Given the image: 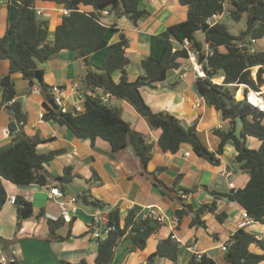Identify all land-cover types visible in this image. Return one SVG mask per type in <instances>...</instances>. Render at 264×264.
Segmentation results:
<instances>
[{
  "label": "crops",
  "instance_id": "1",
  "mask_svg": "<svg viewBox=\"0 0 264 264\" xmlns=\"http://www.w3.org/2000/svg\"><path fill=\"white\" fill-rule=\"evenodd\" d=\"M63 7L55 0L34 2L35 10L46 13L39 18L47 22L48 40L53 39L55 27L62 20L60 9ZM139 8L143 14L136 23L127 16L116 18L106 14L100 18L102 22L108 21L103 23L107 27L104 37L108 45L89 55L88 60L92 65L101 66L110 50L109 44L118 41L120 35L124 34L128 41L126 55L129 58L126 75L128 80H135L143 72L140 61L147 56L157 57L161 54L166 43L162 32L169 25L184 20L188 11V7L178 0H142ZM80 9L92 11L90 7ZM18 14L17 0H0V36L5 34L7 24L16 20ZM198 35L201 36L200 33ZM16 43L17 35L14 34L8 41L10 52L15 50ZM37 64L43 69V81L50 93V86L53 85L64 89L63 112L74 111L76 103L84 106L87 94L103 95L101 90L91 92L84 89L82 73L85 68L72 50L62 49ZM9 67L8 59L0 60V76L7 74ZM182 73L186 75L182 77ZM121 74L117 70L112 77L117 82ZM219 78L222 81V77ZM195 79L191 61L185 59L177 68L170 69L163 81L155 83L153 87L143 86L140 92L153 111L168 112L186 123L196 120L198 136L207 149L214 152L219 161L217 164L199 157L188 143H182L173 153L163 151L157 142L158 131L150 127L132 104L104 94L107 95L105 104L117 108L132 129L144 133L152 144L151 157L146 169L142 170L138 157L129 146L113 151L102 138L94 141L79 138L55 119L40 117L45 112V94L40 83L30 84L20 73L13 74L14 100L21 104L25 123L20 128L10 111L4 110V106L0 108V150L10 146L23 133L42 139L36 146L38 153H56L45 164L50 179L44 185H20L1 178L6 201L0 208V236L10 239L11 243H8L7 249L0 244V251L12 259L13 264H66L82 259L87 264H93L99 243L91 236L94 229L91 212L95 207H99L107 220L110 219L111 210L117 211L120 224L130 210L138 212L153 207L164 216L158 229L146 239L143 249L138 248L127 233L120 237L108 264H186L198 252L215 264H231L226 260V250H222L221 245H227L229 237L236 230L244 228L264 241V220L246 221L244 208L225 196L231 190L243 187L248 174L234 161L236 149L231 139L225 142L221 153L216 152L220 137L214 130L227 131L230 123L198 93ZM73 82L81 83L82 90H70ZM12 120L15 127L10 126ZM6 127L8 134L4 133ZM246 143L254 148L259 145V141L251 137L246 138ZM186 152L188 155H185ZM66 167L74 174L67 183L61 180ZM155 178L172 190L163 193L164 188L154 183ZM52 187H57L64 199L69 195L77 198L74 212L62 215L56 200L48 197V190ZM83 194L99 204L85 202L81 196ZM10 195L32 205V214L22 218L19 227H16L17 205L7 201ZM212 203H215L214 212H197L201 205ZM188 206L191 208H186ZM180 208L186 212L175 223V212ZM217 214H222L223 218L219 219ZM196 217L203 220L205 226L192 223ZM168 237L178 245L176 260L150 257L156 251L158 242ZM248 250L257 254L264 252L254 243L249 245ZM255 264H264V261Z\"/></svg>",
  "mask_w": 264,
  "mask_h": 264
},
{
  "label": "trees",
  "instance_id": "2",
  "mask_svg": "<svg viewBox=\"0 0 264 264\" xmlns=\"http://www.w3.org/2000/svg\"><path fill=\"white\" fill-rule=\"evenodd\" d=\"M17 1L18 17L7 24L5 34L0 36V60L8 59L10 63L8 73L0 76V90L3 95L0 108L7 106L11 117L20 128L25 123V114L21 104L14 100L12 75L15 73H20L30 84L34 83L35 78L40 81L39 86L45 94L44 118L55 119L79 138H89L91 141L98 137L102 138L110 144L113 151L129 146L138 157L142 170L146 169L152 150V144L147 136L132 129L130 123L122 118L120 111L102 103L99 95L87 94L81 112L75 110L63 112L55 104L48 85L43 81V69L38 67L37 62L47 60L62 49H69L75 53L85 68L82 73L84 89L91 92L100 89L103 94L125 99L132 104L150 127L158 131L157 142L163 151L173 153L182 143H188L199 157L217 164L219 161L214 152L209 151L198 136L196 120L186 123L168 112L153 111L140 92L143 86L153 87L155 83L163 81L170 69L177 68L188 58L187 49L181 46L187 39L195 49L197 60L202 62L205 71L204 77L195 79L198 93L230 123V129L227 131L214 130L220 137L216 152L221 153L225 142L231 139L236 149L234 161L248 174V180L243 187L231 190L225 196L240 204L253 220L260 222L264 220V111L247 101L243 107H239L237 101L229 100L240 85H246L245 91L247 87L254 90L264 88V46L259 49L253 46V40L264 37V0H178L180 4L188 7L186 18L169 25L162 32L166 43L161 54L157 57L150 55L143 58L140 61L143 72L133 81L128 80L126 75L125 68L129 58L126 55L128 41L124 34L120 35L118 41L109 44L110 50L98 70L91 68L92 63L88 58L91 53L108 45L104 37L107 27L100 19L101 11L107 10L108 14L116 18L127 16L136 23L143 14L139 8L142 0H55L71 11L68 15L62 16L61 22L55 27L52 40L47 39V22L35 13V0ZM82 7H90L92 11H79ZM224 8L229 11L232 22L244 21V26L236 34L230 32L228 24L224 22L212 26L206 23L208 17L221 13ZM251 30L252 34L247 39ZM14 34L17 35L16 48L10 52L8 41ZM250 48H253V51H250ZM253 66H258L254 77L251 69ZM117 70L122 74L116 82L112 74ZM216 77H222L221 83L213 81ZM60 113L63 116H59ZM236 115L243 119L242 135L245 138L257 139L258 147H250L246 140L241 142L234 136ZM41 141L42 139L37 136L29 137L20 133L10 146L0 150V208L6 201L2 179L20 185L31 183L44 185L50 179L45 164L56 152L38 153L36 146ZM73 176L71 169L66 167L61 180L67 183ZM154 183L164 188L163 193L172 190L157 178ZM81 196L85 202L99 204L89 195ZM15 204L18 213L16 227H19L22 218L32 214V205L17 197ZM183 208L175 212L178 220L186 212ZM205 210L214 212L215 203L203 204L197 208L198 213ZM217 217L222 219L223 215L217 214ZM109 221L116 225V229L104 239L98 240L93 264H108L113 258L116 242L126 233L138 248L143 249L148 236L160 226L158 221L135 219L134 210L128 212L122 224L119 223L118 212L111 210ZM192 221L194 224L205 226L204 221L198 217ZM252 243L264 251L263 240L257 239L244 228L236 230L228 239L226 260L231 264H255L264 261V252L257 254L248 250ZM177 254V243L168 237L158 242L156 251L150 257L160 256L175 261ZM66 264H87V261L82 259L76 263ZM186 264L215 263L205 255L201 257L193 255Z\"/></svg>",
  "mask_w": 264,
  "mask_h": 264
},
{
  "label": "built area",
  "instance_id": "3",
  "mask_svg": "<svg viewBox=\"0 0 264 264\" xmlns=\"http://www.w3.org/2000/svg\"><path fill=\"white\" fill-rule=\"evenodd\" d=\"M70 11H71L70 9L65 8V7L60 9L62 16L68 15L70 13ZM79 11H83V10L79 9ZM35 13L38 17L44 16L46 14V13H44L43 10H40V9H36ZM106 14H108L107 10L101 11V17L103 15H106ZM223 15L229 16V11L226 8H224L221 13L213 14L210 17H208L206 19V23L209 24L210 26H212L218 22H223L222 21ZM181 46H183L185 49H187V53H188L187 59H189L191 61L192 70L194 71L196 78L197 77H204L205 71L203 69L202 62L197 60L196 51H195V49H193L191 47L189 40L185 39L183 44H181ZM175 49H176V46L173 47V50H175ZM250 51H253V48H250ZM257 68H258V66H253L251 69H254L255 71H257ZM185 75H186L185 73L181 74L182 77H184ZM213 81H214V79H213ZM244 86L246 87V85H244ZM70 90L75 91V92H77V90H82L81 89V83L73 82L70 86ZM96 90H100V89H96ZM251 92H254L255 95L259 96L261 101L260 100L258 102L252 101L249 98V95ZM63 93H64L63 88H61L57 85H53L51 87V94H52L53 100H54L55 104L62 111H63V108H62ZM245 95H246L245 99L248 103L257 107L259 110L264 111V92L262 91V89L261 90H254L250 87H247V91H246ZM95 96H97V95H95ZM99 99L102 103L105 104L106 100H107V95L103 94L102 96H99ZM74 110L77 112H81L83 110V106L76 103L74 105ZM40 117H43V113L40 114ZM4 133L5 134L9 133V129L7 127L4 129ZM185 155H188V152H186ZM229 185L232 186V183H229ZM48 197L50 199L56 200V203H57L58 208H59L60 212L62 213V215H68L69 212H74L76 210L77 198L73 195H69L67 199L62 198V192L57 187H52L48 190ZM7 201L14 203L15 202V196L10 195V197L7 198ZM243 216H244L246 221L253 220L246 213V211L243 212ZM91 217H92V223L94 225V229L91 232V236H92V238H94L96 240L104 239L105 237H107V235L111 231H114L116 229V225L114 223H111L109 220H107L106 216L102 214V211L99 209V207L94 208V210L91 212ZM135 219H137V220H139V219L140 220H153V221H158L161 223V222H163L164 216L160 212H158L155 208L147 207L141 211L135 212ZM174 222L175 223L178 222L177 216L174 217ZM221 249L224 251L227 250L226 243H223L221 245ZM195 255L197 257L202 256V254L200 252L196 253ZM11 261H12V259H9L5 254H3L0 251V263L1 264H10Z\"/></svg>",
  "mask_w": 264,
  "mask_h": 264
},
{
  "label": "water",
  "instance_id": "4",
  "mask_svg": "<svg viewBox=\"0 0 264 264\" xmlns=\"http://www.w3.org/2000/svg\"><path fill=\"white\" fill-rule=\"evenodd\" d=\"M104 22L108 23V21H104ZM255 23H256V20H254L253 25H255ZM251 34H252V30L250 31V33L247 35L246 38L247 39L250 38ZM91 68L93 70H98V66H96V65H92ZM82 82H83V80H82ZM34 83L39 84L40 81L35 78L34 79ZM2 100H3V95H2V91L0 90V102H2ZM229 100L232 101V102H236L237 101L238 104H239V107H243L244 104L246 103L245 97H242L241 99H238L236 96H233ZM4 110L9 111V108L7 106H4ZM59 116H63V114L60 113ZM234 123H235L234 124V130H233L234 136L239 141L244 142L246 140V138L242 135L243 119L241 118L240 115H236L234 117ZM10 126L11 127H15V121L12 120L11 123H10ZM8 243L9 244L11 243L10 239H6V238H3V237L0 236V244L2 245L3 248L7 249L8 246H9Z\"/></svg>",
  "mask_w": 264,
  "mask_h": 264
},
{
  "label": "rangeland",
  "instance_id": "5",
  "mask_svg": "<svg viewBox=\"0 0 264 264\" xmlns=\"http://www.w3.org/2000/svg\"><path fill=\"white\" fill-rule=\"evenodd\" d=\"M222 18H223L222 21L228 24L229 30L233 34H236L244 26V21L243 20H241L239 22H232L230 20L229 16H226V15H223ZM263 44H264V37H263V39L260 38V39L253 40V46L255 48L259 49V48H261L263 46ZM255 74H256V71L254 69H252V76L254 77ZM214 79H218V81L215 80L216 82H220L221 81V79L219 77H216ZM238 90H239V92H238ZM263 90H264V88H263ZM245 93H246L245 86L244 85H240L236 89L234 96H236L238 99H241L242 97H246Z\"/></svg>",
  "mask_w": 264,
  "mask_h": 264
},
{
  "label": "bare ground",
  "instance_id": "6",
  "mask_svg": "<svg viewBox=\"0 0 264 264\" xmlns=\"http://www.w3.org/2000/svg\"><path fill=\"white\" fill-rule=\"evenodd\" d=\"M217 81V79H214V81ZM262 91L264 92V90L262 89ZM249 98L252 100V101H256L258 102L259 100L261 101L260 97L255 95L254 92H251L250 95H249Z\"/></svg>",
  "mask_w": 264,
  "mask_h": 264
},
{
  "label": "clouds",
  "instance_id": "7",
  "mask_svg": "<svg viewBox=\"0 0 264 264\" xmlns=\"http://www.w3.org/2000/svg\"><path fill=\"white\" fill-rule=\"evenodd\" d=\"M216 82V81H215ZM216 83H218V82H216ZM221 83V82H220ZM261 90V89H260Z\"/></svg>",
  "mask_w": 264,
  "mask_h": 264
}]
</instances>
